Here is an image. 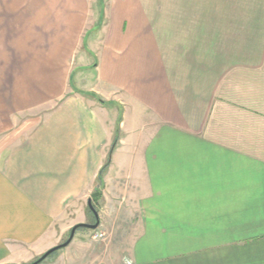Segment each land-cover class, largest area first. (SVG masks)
I'll use <instances>...</instances> for the list:
<instances>
[{"label": "crops", "instance_id": "0c3cea01", "mask_svg": "<svg viewBox=\"0 0 264 264\" xmlns=\"http://www.w3.org/2000/svg\"><path fill=\"white\" fill-rule=\"evenodd\" d=\"M101 1L0 0V264H264V0Z\"/></svg>", "mask_w": 264, "mask_h": 264}, {"label": "rangeland", "instance_id": "374dc122", "mask_svg": "<svg viewBox=\"0 0 264 264\" xmlns=\"http://www.w3.org/2000/svg\"><path fill=\"white\" fill-rule=\"evenodd\" d=\"M164 2L166 3V8H168V9L190 8V3H191L190 0H165ZM107 3H108L107 0H103V1L99 2V4L96 2L95 3V7L97 9L101 8L99 5H102V7H106ZM199 3L206 5V6H200V7H217V8H221L222 4H223V1L222 0H199ZM137 19L138 18H136V20ZM106 20H107L106 17H102V19H101L102 24L106 23ZM136 20H135V22H136ZM118 115H119V118L122 116V108L121 107H119ZM127 118H128L127 121H130L131 114H127ZM111 147H112V145L110 146V149H111ZM90 223H94V221L91 220ZM122 228H124V227L122 226ZM96 229L91 230V229H88V228H78L76 230V233H78V234H86L88 236L86 238H88L89 240H92L93 238L95 240H100V239H102L104 237V234H103V237H95L96 233L101 232V231H98ZM101 233H103V232H101ZM68 236H69V233L67 235H65L64 239L62 240V242H64L68 238ZM104 247L105 246H103V248ZM60 249H58V250H60ZM50 256L51 255H48V257L45 258L47 260L44 259L45 263L48 262V261H51L52 259H54V256H51V257ZM44 260L41 263H43Z\"/></svg>", "mask_w": 264, "mask_h": 264}, {"label": "water", "instance_id": "95a60500", "mask_svg": "<svg viewBox=\"0 0 264 264\" xmlns=\"http://www.w3.org/2000/svg\"><path fill=\"white\" fill-rule=\"evenodd\" d=\"M88 206L95 218V221L94 223H78V224H75L71 227L70 229V232H69V236L68 238L64 241V242H61L51 248H49L48 250H46L42 255H40L37 259H35L34 261L28 263V264H39L41 263L49 254H51L53 251L57 250V249H60L62 247H66L70 241L72 240L73 236H74V233L75 231L78 229V228H88V229H91V230H94L98 227V224H99V219H98V213L96 211V209L94 208V206L92 205L91 201L88 200Z\"/></svg>", "mask_w": 264, "mask_h": 264}, {"label": "trees", "instance_id": "16d2710c", "mask_svg": "<svg viewBox=\"0 0 264 264\" xmlns=\"http://www.w3.org/2000/svg\"><path fill=\"white\" fill-rule=\"evenodd\" d=\"M115 142H116V138H114V140H113V142H112V145H114ZM105 165H106V164H104V166H105ZM99 195H100V191H99V190H98V191L96 190V191L93 192L92 197L94 196V197L97 198V197H99ZM92 204H93V203H92ZM57 250H58V249H57ZM55 251H56V250H55ZM55 251H53V252H55ZM53 252H52V253H53ZM52 253H51V254H52ZM49 255H50V254H49Z\"/></svg>", "mask_w": 264, "mask_h": 264}, {"label": "built area", "instance_id": "2783aa9c", "mask_svg": "<svg viewBox=\"0 0 264 264\" xmlns=\"http://www.w3.org/2000/svg\"><path fill=\"white\" fill-rule=\"evenodd\" d=\"M95 237H103V233L99 232L95 234Z\"/></svg>", "mask_w": 264, "mask_h": 264}]
</instances>
